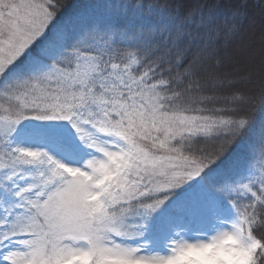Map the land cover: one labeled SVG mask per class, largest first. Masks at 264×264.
<instances>
[{
  "label": "snow or ice",
  "instance_id": "obj_1",
  "mask_svg": "<svg viewBox=\"0 0 264 264\" xmlns=\"http://www.w3.org/2000/svg\"><path fill=\"white\" fill-rule=\"evenodd\" d=\"M0 264H264V0H0Z\"/></svg>",
  "mask_w": 264,
  "mask_h": 264
},
{
  "label": "trees",
  "instance_id": "obj_2",
  "mask_svg": "<svg viewBox=\"0 0 264 264\" xmlns=\"http://www.w3.org/2000/svg\"><path fill=\"white\" fill-rule=\"evenodd\" d=\"M77 2L85 3V2H87V0H77Z\"/></svg>",
  "mask_w": 264,
  "mask_h": 264
}]
</instances>
